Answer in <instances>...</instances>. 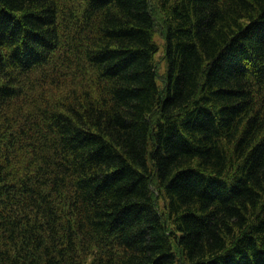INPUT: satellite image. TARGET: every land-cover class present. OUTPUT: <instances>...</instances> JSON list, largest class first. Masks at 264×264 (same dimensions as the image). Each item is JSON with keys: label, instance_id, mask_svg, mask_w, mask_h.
<instances>
[{"label": "trees", "instance_id": "obj_1", "mask_svg": "<svg viewBox=\"0 0 264 264\" xmlns=\"http://www.w3.org/2000/svg\"><path fill=\"white\" fill-rule=\"evenodd\" d=\"M0 264H264V0H0Z\"/></svg>", "mask_w": 264, "mask_h": 264}, {"label": "rangeland", "instance_id": "obj_2", "mask_svg": "<svg viewBox=\"0 0 264 264\" xmlns=\"http://www.w3.org/2000/svg\"><path fill=\"white\" fill-rule=\"evenodd\" d=\"M156 6H157V4L155 2H152L154 26H155L153 40H154V42L158 48V52L154 56V63H155V68H156V73H157V84L160 87L163 84L164 75H165V62L163 60L164 38H163V34H162L164 16L160 11H158ZM159 206H160V208H162L161 203H159Z\"/></svg>", "mask_w": 264, "mask_h": 264}, {"label": "bare ground", "instance_id": "obj_3", "mask_svg": "<svg viewBox=\"0 0 264 264\" xmlns=\"http://www.w3.org/2000/svg\"><path fill=\"white\" fill-rule=\"evenodd\" d=\"M75 1H76V0H75ZM69 2H70V1H69ZM88 2H90V1H88ZM56 3H57V2H56ZM84 5H85V4H84ZM87 6H88V5H87ZM59 9H60V8H59ZM70 9H71V8H70ZM63 20H64V19H63ZM159 22H160V21H159ZM84 23H85V22H84ZM82 24H83V23H82ZM164 37H165V36H164ZM245 58H246V57H245ZM160 59H161V58H160ZM244 62H245V61H244ZM161 63H162V62H161ZM161 63H160V64H161ZM249 65H250V64H249ZM246 67H247V66H246ZM161 68H162V67H161ZM64 75H65V74H64ZM60 79H61V78H60ZM60 82H61V81H60ZM61 83H62V82H61ZM61 83H60V84H61ZM86 92H87V91H86ZM93 95H94V94H93ZM254 102H255V101H254ZM11 138H12V137H11ZM222 151H223V150H222ZM231 151H232V150H231ZM233 152H234V151H233ZM67 209H68V208H67Z\"/></svg>", "mask_w": 264, "mask_h": 264}]
</instances>
